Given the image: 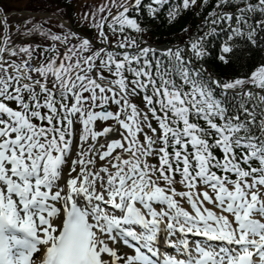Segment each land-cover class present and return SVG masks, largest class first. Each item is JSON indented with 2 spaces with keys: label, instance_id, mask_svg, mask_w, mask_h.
<instances>
[{
  "label": "trees",
  "instance_id": "1",
  "mask_svg": "<svg viewBox=\"0 0 264 264\" xmlns=\"http://www.w3.org/2000/svg\"><path fill=\"white\" fill-rule=\"evenodd\" d=\"M214 1L199 3L173 22L146 19L142 24L145 33L140 41L168 42L174 39L173 33L178 34L186 26L187 32L177 35L178 39L193 45L194 59L210 73L225 81L248 75L264 63V0H219V5L213 7ZM210 10L202 30L197 19ZM235 37L239 38L232 46L230 42ZM222 45L228 47L222 57L224 62L218 58ZM232 111L229 115L236 118L239 114ZM242 115L251 128L262 129L259 124L264 125V121H259V110L252 107Z\"/></svg>",
  "mask_w": 264,
  "mask_h": 264
},
{
  "label": "bare ground",
  "instance_id": "2",
  "mask_svg": "<svg viewBox=\"0 0 264 264\" xmlns=\"http://www.w3.org/2000/svg\"><path fill=\"white\" fill-rule=\"evenodd\" d=\"M122 124H123V122H121V121L118 122L114 127H111L109 129L105 130L103 132V134H101L98 138H96L93 141L94 147L89 152L91 154H92V152L96 151L97 144L99 143L101 138H104L105 136H107L106 135L107 133H109L111 135H115V137L119 140V143L116 145L115 151L111 150V154H109V155L107 154L105 157H103V153H104L103 149L104 148L100 149L99 155L95 156V157L89 156L88 155L89 153L87 154V152H85V151L83 152L81 146L80 147L77 146L78 148L76 147V148L71 149L70 161H72L73 159H77L76 158V156H77L79 158V165L84 164V165H87L88 167L93 166V169L85 178V170L82 167H79L78 165L76 167H73V166L66 167L65 166L64 167L65 170L62 173V175L59 176V180H60L61 184H64V186L67 187V190L71 189V188L73 189V187H75L74 189L76 190V188L81 186L82 189L88 191L89 193H91V191H95L96 194L99 192L100 193L103 192V186L107 185L106 178H111L112 177L111 174H112L113 169H115L116 167H118L120 165L119 160L116 159L115 156L116 155L123 156V153H124L123 149L125 148V146H127V143H128V140H127L126 136L124 135L125 130L123 129ZM28 138H29L28 136H25V139H28ZM87 139H88L87 135L80 136V138L77 140L78 144L80 145V144L84 143L85 140H87ZM31 141H33V138H31ZM23 143L25 144L24 140H23ZM28 151H29V147L27 145L25 147V152H28ZM93 158H94V161H93ZM121 158H123V157H121ZM36 161H38V158L36 159ZM80 162H82V163L80 164ZM100 166H103L102 170L99 169ZM103 170H111V172H109L108 174H104ZM100 177H101V181H102L101 186L98 185ZM76 179L78 180L77 182L75 181ZM111 182H113V179L111 180ZM143 182L145 183L146 180H143ZM123 193L125 195L129 194L130 189L125 188ZM73 194L77 195V192H73ZM66 195L67 194L62 195L61 198H66ZM86 195H87L86 193L79 194L77 196V199L78 200H81L82 198H86L87 200L91 199L90 196H86ZM164 204L166 205L167 202H165ZM153 213L156 214V216H154V217H156L159 220L165 221V218H163V216L158 218V212L157 211H154ZM222 214L223 213L220 211L218 216H222ZM231 217L232 218L234 217L233 214L231 215ZM55 219L56 220L54 221L53 225L55 228H58V223H59L58 215H55ZM222 227L225 228L224 225ZM233 228L234 227L232 226L231 230ZM99 246H100L101 252L106 251V248L104 246L101 247V244H99ZM103 255H104V261L106 264H114L113 261L108 259V257L106 256L107 254L103 253Z\"/></svg>",
  "mask_w": 264,
  "mask_h": 264
},
{
  "label": "rangeland",
  "instance_id": "3",
  "mask_svg": "<svg viewBox=\"0 0 264 264\" xmlns=\"http://www.w3.org/2000/svg\"><path fill=\"white\" fill-rule=\"evenodd\" d=\"M88 2V4H91V3H98L100 6L104 3L103 0H86ZM0 3L1 5H5V6H19L20 3H17L15 2L14 0H0ZM81 16L83 18H85V14H81ZM14 41V36L13 35H5L3 33V25L0 24V55L2 56L3 53H5V55L3 56L6 59L8 58H11V57H16V54L17 51H14L13 52V47L15 48V45L12 44ZM16 49V48H15ZM5 51H8L7 53ZM264 77V73L262 72H257L255 74L252 75V77L246 82V84L248 83H254V82H258V83H255V84H259L262 79ZM73 82L71 83V85L73 83H78L79 81H81V85L80 87L78 88L77 87V96L79 94V97H75L76 94H73V97L72 98V101H71V105L72 107L74 108V111L76 112V116H77V127H82L83 126V122H85V125L87 127V129L89 128H97L96 124H100V125H111V121L108 122V121H103L102 122V119L101 118H96L95 121L91 120L92 121V124L89 123L90 126L87 125L85 119L82 117V115L84 114L85 116H88L89 117V114L92 112L90 111V106L87 105V102H91L92 98H91V95H92V92H90L92 90V87H91V82H89V78L86 74V72H82L76 79L74 78L72 80ZM71 85H68V89H70V86ZM89 90V92L86 94H82L83 92H85L86 90ZM91 98V99H90ZM106 100H107V96L105 97V102L106 103ZM87 108L88 111H86L84 113V108ZM93 107V106H91ZM98 130V129H97ZM84 132V131H83ZM131 133H134L133 130H131ZM138 139V137L136 136V138H134V135H133V140L136 141ZM90 142V140H88V143ZM149 152H147L144 156H141L139 157L141 160H139L141 162V164H148L150 166H155L157 169L161 166V162L159 163L158 160L155 158L156 156V152H155V155L154 156H149L148 154ZM132 158H129L128 159L130 160H127L128 164L126 165V167H131L133 169H135V171L137 172V164L134 163V159L136 158V156H133L131 155ZM125 160H126V157H125ZM153 161V163H151ZM139 173V172H138ZM118 180H121V178H118ZM125 180V179H124ZM123 180V181H124ZM164 184L165 187L169 188H173V189H181L182 186L178 185L173 177H170L168 178L167 180H164L162 182ZM136 188V187H135ZM178 198V199H181V197L179 196H176L175 199Z\"/></svg>",
  "mask_w": 264,
  "mask_h": 264
}]
</instances>
